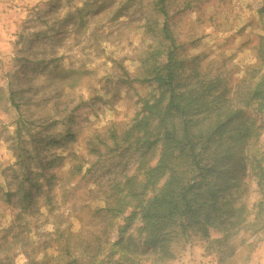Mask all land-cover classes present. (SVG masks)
Here are the masks:
<instances>
[{
  "label": "rangeland",
  "instance_id": "374dc122",
  "mask_svg": "<svg viewBox=\"0 0 264 264\" xmlns=\"http://www.w3.org/2000/svg\"><path fill=\"white\" fill-rule=\"evenodd\" d=\"M155 2L0 0V264H89L115 246L125 215L104 209L107 193L133 172L137 151L97 159L88 140L127 127L141 97L159 92L136 80L153 48L147 29L156 25ZM167 11L178 55L222 77L233 97L244 93L241 79L264 47V0H167ZM248 116L260 126L255 148L264 150V113L251 108ZM54 138L60 142L50 144ZM75 155L82 170L71 175ZM247 170L243 200L253 212L257 184ZM142 226L135 223L124 240L147 252V264L154 257ZM174 247L175 257L159 264H220L199 234ZM229 264H264V239Z\"/></svg>",
  "mask_w": 264,
  "mask_h": 264
},
{
  "label": "trees",
  "instance_id": "16d2710c",
  "mask_svg": "<svg viewBox=\"0 0 264 264\" xmlns=\"http://www.w3.org/2000/svg\"><path fill=\"white\" fill-rule=\"evenodd\" d=\"M153 11L156 25L147 29L153 48L136 80L152 83L158 94L141 97V109L127 127H110L88 140L97 159L105 152L137 151L133 172H123L107 193L104 209L125 215L115 246L108 253L101 248L88 262L143 264L147 252H136L124 240L141 223L138 234L154 257L147 264L175 257L174 245L193 233L220 264H229L241 248L264 239V150L255 148L260 126L248 116L251 108L264 113V47H258V61L241 79L248 80L245 92L238 90L233 97L222 77L205 73L202 64L194 63L196 58L190 65L178 55L167 22V0H156ZM78 157L73 158L71 175L82 170ZM247 169L257 184L253 212L243 200L250 193Z\"/></svg>",
  "mask_w": 264,
  "mask_h": 264
}]
</instances>
